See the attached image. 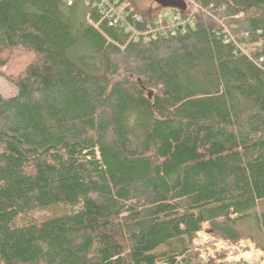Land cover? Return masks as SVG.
I'll use <instances>...</instances> for the list:
<instances>
[{
  "label": "trees",
  "instance_id": "trees-1",
  "mask_svg": "<svg viewBox=\"0 0 264 264\" xmlns=\"http://www.w3.org/2000/svg\"><path fill=\"white\" fill-rule=\"evenodd\" d=\"M123 1L141 30L165 10ZM182 15L135 41L82 0H0V264H251L203 260L204 224L264 252V0Z\"/></svg>",
  "mask_w": 264,
  "mask_h": 264
},
{
  "label": "built area",
  "instance_id": "built-area-1",
  "mask_svg": "<svg viewBox=\"0 0 264 264\" xmlns=\"http://www.w3.org/2000/svg\"><path fill=\"white\" fill-rule=\"evenodd\" d=\"M68 6H73L76 0H65ZM87 6L96 10L101 20L110 26L130 35L131 40L144 39L146 41L166 38L175 35L178 30L185 31L187 25H193V18L183 19L182 10L165 9L158 14L153 23L147 24L145 30L137 26L144 22L143 17L133 11L123 0H82ZM187 5L191 0H184ZM91 22V21H90ZM92 23V22H91ZM97 26V25H95Z\"/></svg>",
  "mask_w": 264,
  "mask_h": 264
},
{
  "label": "rangeland",
  "instance_id": "rangeland-1",
  "mask_svg": "<svg viewBox=\"0 0 264 264\" xmlns=\"http://www.w3.org/2000/svg\"><path fill=\"white\" fill-rule=\"evenodd\" d=\"M142 10H152L157 4L150 0H129ZM193 14L196 12V5H193ZM10 69L17 70V66ZM0 92L6 97L16 94L15 86L0 74ZM203 260L210 258H225L228 263L246 261L251 264H264V252L257 249L251 240H241L236 243L218 239L209 231V224H204L202 231L194 241ZM223 256V257H220Z\"/></svg>",
  "mask_w": 264,
  "mask_h": 264
},
{
  "label": "water",
  "instance_id": "water-1",
  "mask_svg": "<svg viewBox=\"0 0 264 264\" xmlns=\"http://www.w3.org/2000/svg\"><path fill=\"white\" fill-rule=\"evenodd\" d=\"M165 9L187 10L188 5L184 0H150Z\"/></svg>",
  "mask_w": 264,
  "mask_h": 264
}]
</instances>
